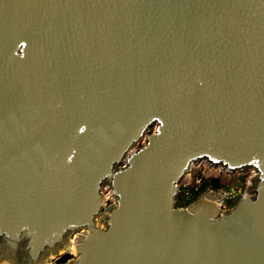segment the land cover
<instances>
[{
	"label": "water",
	"instance_id": "1",
	"mask_svg": "<svg viewBox=\"0 0 264 264\" xmlns=\"http://www.w3.org/2000/svg\"><path fill=\"white\" fill-rule=\"evenodd\" d=\"M201 160L233 205L175 207ZM79 229L62 264H264V0H0V264Z\"/></svg>",
	"mask_w": 264,
	"mask_h": 264
},
{
	"label": "rangeland",
	"instance_id": "2",
	"mask_svg": "<svg viewBox=\"0 0 264 264\" xmlns=\"http://www.w3.org/2000/svg\"><path fill=\"white\" fill-rule=\"evenodd\" d=\"M155 128V125H152L149 127V129L146 131V135L151 133ZM144 144V139L143 137L134 145L131 146L130 151H133L134 149L141 147ZM191 169L184 174V177L181 178L178 182V185H183V186H188V185H195L197 182L196 179L198 178H205V177H218L222 183L232 185L233 189L236 191L235 197H232L230 199V204L233 205L239 197L243 194L247 181L248 179L254 174V171L252 169H244V170H239L235 172H228L225 168H222L217 165H210L205 160L198 161L190 167ZM244 177V181H240V177ZM241 183H244L242 186ZM101 192L106 196V203L105 205H110L114 204L115 200L114 198L109 194V189L106 187H101ZM98 222V218H97ZM79 230L75 231L73 234L76 232H79ZM72 235V234H71ZM73 236V235H72ZM74 241L73 238H71V243ZM58 255L54 256L57 257ZM52 257V258H54ZM50 258V259H52Z\"/></svg>",
	"mask_w": 264,
	"mask_h": 264
},
{
	"label": "trees",
	"instance_id": "3",
	"mask_svg": "<svg viewBox=\"0 0 264 264\" xmlns=\"http://www.w3.org/2000/svg\"><path fill=\"white\" fill-rule=\"evenodd\" d=\"M240 181H244V177H240ZM243 186L244 183H241ZM199 187L197 189H193L191 185L183 186L178 185L179 187V193L175 200V207H186L188 204H190L192 201L196 200L199 196L200 191H202L204 188L212 187V188H221V187H230L232 185L222 183L218 177H205L201 178L199 182ZM231 206V204H229ZM71 257L70 254H63L58 258L59 263H64Z\"/></svg>",
	"mask_w": 264,
	"mask_h": 264
},
{
	"label": "built area",
	"instance_id": "4",
	"mask_svg": "<svg viewBox=\"0 0 264 264\" xmlns=\"http://www.w3.org/2000/svg\"><path fill=\"white\" fill-rule=\"evenodd\" d=\"M196 180L197 182L195 183V185H192L193 189H197L199 187L198 185L201 180V177ZM234 192L236 191L233 189L232 186L221 187V188L207 187L204 188L202 191H200L198 198L210 200L215 204H217L220 208H228L230 204V199L236 196ZM63 254H70L71 255L70 258L75 257L74 253H72L71 251H66L64 253L58 254L57 257L54 256H53L54 258L50 257L52 259L48 258L46 264H62L58 262V258Z\"/></svg>",
	"mask_w": 264,
	"mask_h": 264
},
{
	"label": "bare ground",
	"instance_id": "5",
	"mask_svg": "<svg viewBox=\"0 0 264 264\" xmlns=\"http://www.w3.org/2000/svg\"><path fill=\"white\" fill-rule=\"evenodd\" d=\"M71 238L74 239V241L72 243H71ZM71 238H70V242H69L68 247L65 250H63V251H71L72 253H74L75 252L74 245L76 244V240H75L76 236L73 234V236H71Z\"/></svg>",
	"mask_w": 264,
	"mask_h": 264
}]
</instances>
